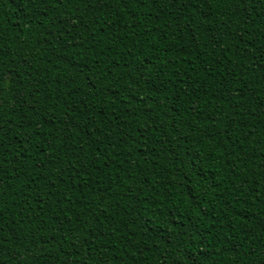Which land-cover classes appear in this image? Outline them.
Instances as JSON below:
<instances>
[{
  "label": "trees",
  "instance_id": "16d2710c",
  "mask_svg": "<svg viewBox=\"0 0 264 264\" xmlns=\"http://www.w3.org/2000/svg\"><path fill=\"white\" fill-rule=\"evenodd\" d=\"M0 264H264V0H0Z\"/></svg>",
  "mask_w": 264,
  "mask_h": 264
}]
</instances>
